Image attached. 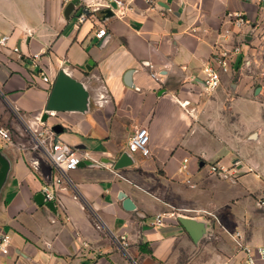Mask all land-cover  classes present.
Masks as SVG:
<instances>
[{"label":"crops","instance_id":"1","mask_svg":"<svg viewBox=\"0 0 264 264\" xmlns=\"http://www.w3.org/2000/svg\"><path fill=\"white\" fill-rule=\"evenodd\" d=\"M127 1L125 17L113 11L107 19L105 8L86 9L83 0L70 19L71 0H19L0 10V37L8 36L0 45V126L14 137L0 138V236H11L0 263L249 264L239 241L264 264V184L249 178L264 164L243 151L245 76L264 49V1ZM237 14L245 25L235 24ZM226 49L228 70L208 93L202 69ZM42 72L53 83L59 74L77 83L79 104L49 106L53 83ZM55 124L64 128L56 139L90 151L97 165L68 173L53 211L36 195L57 171L30 134ZM138 127L149 130V155L133 153L134 164L120 170L100 163L128 150ZM208 162L228 173L232 163L236 179L211 172ZM122 193L135 209H125ZM159 214L162 225L154 224ZM178 215L205 222L204 235L194 241Z\"/></svg>","mask_w":264,"mask_h":264},{"label":"built area","instance_id":"2","mask_svg":"<svg viewBox=\"0 0 264 264\" xmlns=\"http://www.w3.org/2000/svg\"><path fill=\"white\" fill-rule=\"evenodd\" d=\"M146 2L152 5L156 3V0H146ZM131 3V1L128 2L127 0H93L90 3H84L83 6L86 9L92 11H99L103 8H110L118 16L125 17L127 12L132 9ZM236 17L237 18L235 20V24L237 26L241 27L245 25L246 20L241 14H237ZM86 19L87 14L85 12H82L79 15V20L83 22ZM106 32L107 29L105 27H102L96 31L95 35L101 38L106 34ZM7 40L8 36L0 37V45L4 46ZM14 50L18 51V48H14ZM240 50V47H236L234 49V52L238 53L240 52ZM40 55L41 53L33 54V58L38 59L40 58ZM231 55L232 54L229 53V49H226L222 51V53L216 55L213 63H209L203 67V86L206 92L212 93L219 87V85L221 84L222 72L228 70ZM42 74L44 81L50 82L51 84L53 83V81H51V79L47 74H45V72H42ZM153 76L156 78L158 77L157 73L155 72L153 73ZM30 135L33 141V148L42 152L57 171V175L54 177V184H48L43 189V192L46 195V199L55 202L57 200L55 188L63 184L68 173L76 169L83 160L91 159V152L86 149L77 148L60 139H56L57 136L56 133L52 130V127L44 128L42 131L32 132V134ZM0 138L10 144L14 143V137L11 130L4 126H0ZM128 150L132 153L140 152L145 156L150 154V133L148 128L138 127L134 130V133L129 139ZM185 162H187V159H185ZM186 167L187 164H184L183 168ZM210 170L213 173H218L223 176H227L229 174L228 170L224 166H220L217 164L210 165ZM213 216L217 219L216 215L213 214ZM154 224L162 225L163 216L160 214L157 215ZM10 243L11 236L9 234H3L2 236H0V252L2 254H9ZM238 244L249 255L248 263L257 264L256 260L250 254L251 249L247 246H243L239 241ZM259 252L264 258V246L259 248Z\"/></svg>","mask_w":264,"mask_h":264},{"label":"water","instance_id":"3","mask_svg":"<svg viewBox=\"0 0 264 264\" xmlns=\"http://www.w3.org/2000/svg\"><path fill=\"white\" fill-rule=\"evenodd\" d=\"M84 3H90L93 0H83ZM80 3V0H71L67 4L64 10V15L67 19L71 18L72 13L76 10L77 5ZM104 14V19L113 17L115 13L110 8H105L101 11ZM92 61H89L87 68L90 69ZM204 84V82H203ZM260 91V87H258L255 91L257 94ZM82 96V90L79 85L75 83L73 80H70L64 77L62 74H59L52 87V91L48 100L49 106L61 109H68L75 107L79 104ZM45 117L43 118V120ZM52 130L55 133H61L64 131V128L61 124H55L52 126ZM135 162L134 154L125 150L117 159L112 158H102L100 163L103 165H107L113 167L114 169L120 170L126 167L133 165ZM97 165V163L92 162L91 160H83L80 165ZM123 199V205L127 210H133L136 208L133 200L128 197L126 194L122 193L120 196ZM36 202L39 205H46L51 210L56 211V206L54 201H49L46 199V195L44 192H39L36 195ZM179 221L183 224L186 230L189 232L194 241H198L206 232V223L203 221H199L197 219L186 217L183 215H178Z\"/></svg>","mask_w":264,"mask_h":264},{"label":"rangeland","instance_id":"4","mask_svg":"<svg viewBox=\"0 0 264 264\" xmlns=\"http://www.w3.org/2000/svg\"><path fill=\"white\" fill-rule=\"evenodd\" d=\"M18 1L19 0H0V10L3 8L7 9L10 7V5H14ZM13 5L12 7H14ZM255 57L258 58V62L256 61L255 63L258 65V67L257 65H255L256 71L253 72L252 70L247 69V76H245V84L248 87L249 97L251 98V102L248 104V107L246 106L245 108V117L247 118H245L244 122L245 125H247L248 123L250 126V147L248 148L247 146H245L247 148L245 150L243 149V151L248 153L249 155L258 156L259 161L264 164V49L262 50V53L260 55L256 54ZM257 87H260V91L256 94L255 90ZM235 120L236 119H233L232 121L230 120L229 124ZM234 128L235 127L231 125L229 126V130ZM233 153L235 155H239L240 152L239 150H234ZM210 163L211 162H208L206 164V168L210 166ZM234 168L235 165L229 162V181L231 182V179H236V174H238ZM251 172H253V174L251 173L249 175V178H251V176H253L254 174V176L258 175L261 177H259V180L261 179V183L264 184V173L260 174V171H258V169H255Z\"/></svg>","mask_w":264,"mask_h":264}]
</instances>
